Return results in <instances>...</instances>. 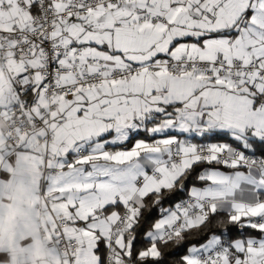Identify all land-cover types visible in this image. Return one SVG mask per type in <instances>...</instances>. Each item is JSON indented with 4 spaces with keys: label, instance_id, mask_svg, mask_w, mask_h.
<instances>
[{
    "label": "snow or ice",
    "instance_id": "snow-or-ice-1",
    "mask_svg": "<svg viewBox=\"0 0 264 264\" xmlns=\"http://www.w3.org/2000/svg\"><path fill=\"white\" fill-rule=\"evenodd\" d=\"M0 264H264V0H0Z\"/></svg>",
    "mask_w": 264,
    "mask_h": 264
},
{
    "label": "trees",
    "instance_id": "trees-1",
    "mask_svg": "<svg viewBox=\"0 0 264 264\" xmlns=\"http://www.w3.org/2000/svg\"><path fill=\"white\" fill-rule=\"evenodd\" d=\"M165 203H167V201ZM153 217H155V213H153ZM230 231H232L233 233L235 232L234 229H230Z\"/></svg>",
    "mask_w": 264,
    "mask_h": 264
}]
</instances>
